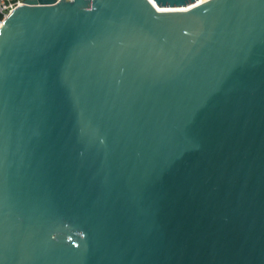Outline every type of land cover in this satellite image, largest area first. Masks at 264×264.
<instances>
[{"label":"water","instance_id":"obj_1","mask_svg":"<svg viewBox=\"0 0 264 264\" xmlns=\"http://www.w3.org/2000/svg\"><path fill=\"white\" fill-rule=\"evenodd\" d=\"M4 20L0 264H264V0Z\"/></svg>","mask_w":264,"mask_h":264},{"label":"built area","instance_id":"obj_2","mask_svg":"<svg viewBox=\"0 0 264 264\" xmlns=\"http://www.w3.org/2000/svg\"><path fill=\"white\" fill-rule=\"evenodd\" d=\"M60 1V0H56ZM205 0H199L203 2ZM25 4V0H0V23L17 7Z\"/></svg>","mask_w":264,"mask_h":264},{"label":"rangeland","instance_id":"obj_3","mask_svg":"<svg viewBox=\"0 0 264 264\" xmlns=\"http://www.w3.org/2000/svg\"><path fill=\"white\" fill-rule=\"evenodd\" d=\"M77 233H79L78 231H77ZM53 236H61V233H54V234H52ZM77 236H79V235H77ZM67 241H69V239H68V237L67 236H63Z\"/></svg>","mask_w":264,"mask_h":264},{"label":"bare ground","instance_id":"obj_4","mask_svg":"<svg viewBox=\"0 0 264 264\" xmlns=\"http://www.w3.org/2000/svg\"><path fill=\"white\" fill-rule=\"evenodd\" d=\"M7 23V20H4L3 22L0 23V29L1 27L3 26V24H6Z\"/></svg>","mask_w":264,"mask_h":264}]
</instances>
